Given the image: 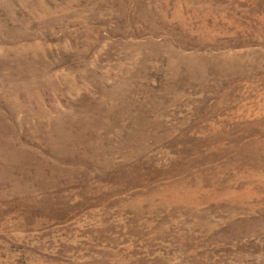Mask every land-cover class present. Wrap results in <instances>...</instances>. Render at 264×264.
<instances>
[{
  "label": "rangeland",
  "instance_id": "obj_1",
  "mask_svg": "<svg viewBox=\"0 0 264 264\" xmlns=\"http://www.w3.org/2000/svg\"><path fill=\"white\" fill-rule=\"evenodd\" d=\"M0 264H264V0H0Z\"/></svg>",
  "mask_w": 264,
  "mask_h": 264
}]
</instances>
